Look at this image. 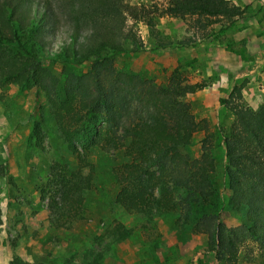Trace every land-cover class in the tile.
Listing matches in <instances>:
<instances>
[{
	"label": "trees",
	"instance_id": "obj_1",
	"mask_svg": "<svg viewBox=\"0 0 264 264\" xmlns=\"http://www.w3.org/2000/svg\"><path fill=\"white\" fill-rule=\"evenodd\" d=\"M61 7L64 21L52 0H0V80L15 82L20 92L35 87L45 93L56 129L74 158L73 166L55 161L40 187L50 223L71 226L84 218L85 192L95 183L91 150L121 152L125 160L113 166L112 176L114 201L124 211L148 224L180 202L186 223L207 235L218 262L238 264L246 247L249 262L264 264V103L246 104L241 85L222 101L233 115L217 132L224 152L222 189L228 191V202L243 210L237 217L241 226L229 230L218 213L213 134L185 100L207 84L189 82L174 70L157 85L150 76L117 69L113 58L143 48L134 24L142 22L155 35L161 17L195 18L205 29L234 22L244 8L231 0H62ZM59 27L64 37L58 41ZM55 65L60 69L55 71ZM202 128L200 152L190 155L186 149ZM133 233V227L116 222L104 235L124 241ZM251 242L256 252L247 247ZM93 250L82 264L96 261ZM8 264L41 263L13 257Z\"/></svg>",
	"mask_w": 264,
	"mask_h": 264
},
{
	"label": "rangeland",
	"instance_id": "obj_2",
	"mask_svg": "<svg viewBox=\"0 0 264 264\" xmlns=\"http://www.w3.org/2000/svg\"><path fill=\"white\" fill-rule=\"evenodd\" d=\"M52 1L64 21L62 0ZM231 1L245 10L232 23L200 29L195 18L161 17L155 35L142 22L134 24L143 48L113 58L117 69L150 76L157 85H163L174 70L189 82L207 84L185 100L198 120H207V131L213 134L212 155L221 192L218 213L220 221L235 230L241 226L237 217L243 210L229 203L228 191L222 189L224 152L217 132L233 121L222 102L233 86H242L243 100L251 107L264 103V8L260 0ZM59 28L58 41L64 37ZM53 68L57 71L60 66ZM204 133V128L196 133L186 152L199 154ZM89 156L95 183L85 192L84 218L71 226L55 227L40 187L55 161L73 166L74 158L56 129L45 93L35 87L20 92L15 82L0 80V264H8L13 257L41 264H82L84 258L90 260L86 253L92 248L91 257L96 260L92 264H221L207 244V235L186 223L180 202L173 212L146 224L142 216L127 213L114 201L112 168L125 160L121 152L94 148ZM116 222L133 227V235L124 241H109L105 229ZM247 247L257 250L254 242ZM246 251V247L241 249L238 264H252Z\"/></svg>",
	"mask_w": 264,
	"mask_h": 264
},
{
	"label": "water",
	"instance_id": "obj_3",
	"mask_svg": "<svg viewBox=\"0 0 264 264\" xmlns=\"http://www.w3.org/2000/svg\"><path fill=\"white\" fill-rule=\"evenodd\" d=\"M261 1V3L264 5V0H260Z\"/></svg>",
	"mask_w": 264,
	"mask_h": 264
}]
</instances>
